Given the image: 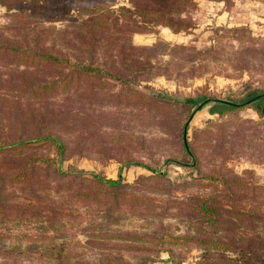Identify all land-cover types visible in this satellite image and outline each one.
Listing matches in <instances>:
<instances>
[{
  "label": "rangeland",
  "instance_id": "374dc122",
  "mask_svg": "<svg viewBox=\"0 0 264 264\" xmlns=\"http://www.w3.org/2000/svg\"><path fill=\"white\" fill-rule=\"evenodd\" d=\"M53 1L40 43L67 62L0 52V142L31 140L0 149V264H201L196 240L229 227V205L264 209L253 188H264V103H205L188 118L183 99L264 92V0H189L163 16L182 21L177 32L142 21L136 0ZM16 12L0 0L3 36L34 28ZM60 31L72 49H59L50 32ZM91 173L119 178L109 202ZM197 197L214 200L223 222L191 211Z\"/></svg>",
  "mask_w": 264,
  "mask_h": 264
},
{
  "label": "trees",
  "instance_id": "16d2710c",
  "mask_svg": "<svg viewBox=\"0 0 264 264\" xmlns=\"http://www.w3.org/2000/svg\"><path fill=\"white\" fill-rule=\"evenodd\" d=\"M3 1L7 9H16V17L33 22L34 28H30L27 25L25 31H23L24 26H22L20 28L8 30V36L0 34V37H7L0 38V52L2 54L6 53L15 58L23 54H31L37 61L41 60L46 64H60L62 62H67L66 58L60 60L56 55L48 51V49L53 50V47H44L40 43L45 30L39 21L42 18H46L43 14L46 12L45 8L47 6L56 8L57 4L53 0ZM99 1L105 2L103 0ZM188 4L189 0H136L134 9L136 14L141 17L142 21L147 18L148 20L146 21L148 22H160L161 24L173 27V31L177 32L186 27L182 24V21H170L169 19H164L163 16L167 17L172 9L176 11V14H179V11ZM52 18L53 17L50 19ZM146 24L147 23H143L142 25L146 26ZM50 33L53 36L56 35L54 37L59 38V49H72L74 47L69 41V37L65 36L64 32ZM69 36L73 37V35ZM28 41L31 42V47H28ZM73 66H78V68L81 66L84 72L93 70L92 66L89 65H77L73 63ZM112 76L120 80L122 78V76L118 75ZM255 100H260L264 103V92L257 91L256 94V91L254 92V90H251L248 92V96L242 98L240 100L241 102L238 103H233L229 100L201 99L200 97L183 99L184 103L190 107V111L187 115L188 118L195 110H198L205 103L211 104V110H214L215 112H223L224 110L242 106L245 102H252ZM261 113L264 115L263 109L261 110ZM186 124V121L182 124L179 141L182 153L188 157L190 164H193L195 157L192 155L190 146L185 137ZM45 139L54 144L57 154L60 156L63 149L62 143L50 136L45 137ZM30 141V139L20 137H17L16 140H4L0 142V149H22ZM152 172L155 174L153 175L155 177H162L164 174L158 171ZM90 180L95 186L104 190L105 200L108 202L107 191L116 192L119 187H122L119 178L106 179L97 174L91 173ZM231 185L239 188L246 187L245 183H239L237 181L231 182ZM253 188L264 190L263 187L258 185L253 186ZM219 209V205H217L214 200L203 197L195 198L190 207V210H194L197 216L206 217L213 225L223 222V219L220 218L221 213L219 212ZM177 238L178 237H174V239ZM203 239L206 240L204 241ZM196 241L200 243L201 248L204 250L201 264H264V209H256V207H251L250 209L244 205H240V207L237 208L235 205H229V227L219 230L215 237L205 235V238H199ZM222 251L229 252V255L223 254Z\"/></svg>",
  "mask_w": 264,
  "mask_h": 264
},
{
  "label": "water",
  "instance_id": "95a60500",
  "mask_svg": "<svg viewBox=\"0 0 264 264\" xmlns=\"http://www.w3.org/2000/svg\"><path fill=\"white\" fill-rule=\"evenodd\" d=\"M263 111H264V108H263Z\"/></svg>",
  "mask_w": 264,
  "mask_h": 264
}]
</instances>
